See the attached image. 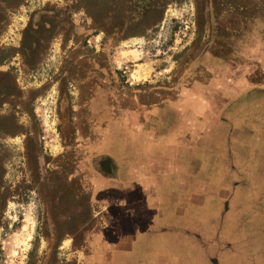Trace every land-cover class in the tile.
Returning a JSON list of instances; mask_svg holds the SVG:
<instances>
[{
    "label": "rangeland",
    "instance_id": "374dc122",
    "mask_svg": "<svg viewBox=\"0 0 264 264\" xmlns=\"http://www.w3.org/2000/svg\"><path fill=\"white\" fill-rule=\"evenodd\" d=\"M0 264H264V0H0Z\"/></svg>",
    "mask_w": 264,
    "mask_h": 264
},
{
    "label": "crops",
    "instance_id": "0c3cea01",
    "mask_svg": "<svg viewBox=\"0 0 264 264\" xmlns=\"http://www.w3.org/2000/svg\"><path fill=\"white\" fill-rule=\"evenodd\" d=\"M116 257V255H114V257L113 258H115Z\"/></svg>",
    "mask_w": 264,
    "mask_h": 264
}]
</instances>
